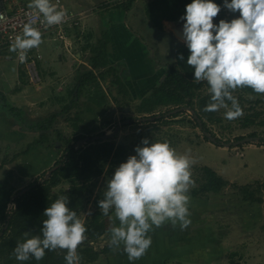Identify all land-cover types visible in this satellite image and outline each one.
<instances>
[{"label":"clouds","instance_id":"obj_1","mask_svg":"<svg viewBox=\"0 0 264 264\" xmlns=\"http://www.w3.org/2000/svg\"><path fill=\"white\" fill-rule=\"evenodd\" d=\"M28 7L43 15V23L60 24L66 12L52 0H29ZM223 9L233 18L214 20ZM5 17L0 14V21ZM182 39L193 68L194 81H206L209 103L204 111L225 108L224 116L232 120L243 115L234 90L250 87L264 94V0H191L180 17ZM41 43V32L31 23L15 37L12 50H25ZM25 53L20 52V59ZM183 53L179 60L184 61ZM231 102L229 106L228 102ZM121 162L106 179L99 211L114 214L117 225L110 227L109 246L127 253L129 261L142 257L152 244L149 232L171 221L181 228L191 224L188 195L194 184L192 158L178 153L168 141L147 137ZM70 199L60 195L44 210L46 219L39 234L23 233L13 255L18 261H40L46 250L66 249V264H80L78 246L86 238L87 228L78 212L69 206ZM89 214H92L89 211Z\"/></svg>","mask_w":264,"mask_h":264},{"label":"trees","instance_id":"obj_2","mask_svg":"<svg viewBox=\"0 0 264 264\" xmlns=\"http://www.w3.org/2000/svg\"><path fill=\"white\" fill-rule=\"evenodd\" d=\"M190 2L191 0H152L144 9L147 18L153 25L162 29L163 20L175 21L180 19L185 12L186 4ZM134 4L135 0H122L115 3L114 6L129 11L133 8ZM104 49L105 45L93 48L94 56L89 59L91 68L84 67V73L77 77L75 88L72 90L73 99L60 112L61 116H64L66 112H70L73 109L79 102L83 89L87 86L96 85L100 87L98 78L103 80L110 90L113 88L111 96L117 106L123 107L124 105L128 106L130 104L121 102V96L125 95V93L127 94L129 91L121 80L119 71L113 67H108L107 53H105ZM181 53L184 55V61L179 60V54ZM188 55L189 52L186 46L178 51L176 63L169 67V72L162 83L154 88L151 94L142 99L137 105L136 112L139 115H151L149 117H154L157 116L155 114L159 113L163 108L172 107L173 109H177L181 107H190L196 111L198 117L202 120V126H200L197 119L191 115L196 127L203 131L204 138L210 142L205 135V132H208L216 138L217 142L214 144L219 147H224L226 142L219 139L209 129V124L219 125L223 122V118L219 110L204 111V107L209 103L210 99V94L208 93L209 86L206 81L193 80V68L186 63ZM103 68L105 70L101 71L99 75L94 73V71H100ZM109 73L114 74L111 84L107 82ZM25 77V71L21 70L20 78L24 83ZM115 85L117 87H115ZM119 87L122 89L120 92L118 91ZM241 89L248 94H258L250 87H242ZM115 90L117 91L116 94H114ZM234 96L237 97L243 109V115L236 118L241 127L250 128L257 124L258 120L262 118L263 112L258 111L254 107L246 109L245 105H264V99L257 98L255 100H249L244 97V95ZM228 103L230 106L231 102L229 101ZM4 109L16 124L21 125L25 130L39 133V138L29 144L23 154L27 155L40 146H44L46 149L55 147V138L52 137L51 132L54 130V124L60 113L54 112L49 117L45 118L28 119L23 110L15 108L12 105L5 104ZM170 111L160 113V119L154 122L149 121L147 124L161 122L170 116H178L183 113L188 114L186 111H183L177 115H169ZM139 119L140 118H135L133 121L135 123H140ZM94 123V121H87L84 124L87 127ZM109 124L108 122L105 123V127L109 126ZM261 124L264 125V121H262ZM93 129L96 130V127L92 128L91 131H93ZM56 133V139L58 137L59 141L66 145V148L60 159L54 165V167L57 168L52 172L51 176L46 178V175H44L42 179L34 181L28 186L30 190L22 196H18L19 192L15 193L16 190L14 187L7 188L4 182H0V221L4 222L5 226L8 225L6 230H2L3 235L0 236V264H66L64 260V255L67 252L66 249L57 248L54 251L46 250V255L42 260L36 261L32 258L23 262L15 259L13 250L17 242L24 239V232H30L33 235L40 233L42 222L46 219V217L43 216V212L58 196H68L70 199L69 206L74 208L78 212V215H80L84 207L83 198L94 192L91 188L96 184L97 180L101 177H110L115 170L111 166L112 163L120 161L122 155L120 148H116L114 143L109 141L110 139H98L94 141L93 138L97 136H91L89 137L87 146L78 147L77 142L88 137L78 136L74 140L63 136L62 133L57 131ZM104 135L106 134L102 133V135L98 136ZM254 136L258 135L252 133L248 137ZM243 138L244 137H240V139ZM260 145L264 146V142ZM109 162L111 165L107 167ZM200 170L199 187L191 189L188 192L193 197L208 199L210 195L222 194L226 188L234 186L238 189V199L241 202L253 205H264V184L258 185L257 187L253 185L239 186L225 180L211 167L204 166ZM65 182L69 184V188L67 190L61 189L59 193H54V189L60 187ZM90 184H92V186H90ZM103 190L99 191L94 199L96 210L85 221V226L87 228L85 234L86 238L77 248V252L80 256V264H95L102 254H109L115 249L108 245L101 251H96L89 244L91 241H96L104 235L110 236V226L107 223V219L112 213L110 212L109 216H105L99 211L97 206V201L103 198ZM230 264L235 263L232 261Z\"/></svg>","mask_w":264,"mask_h":264},{"label":"crops","instance_id":"obj_3","mask_svg":"<svg viewBox=\"0 0 264 264\" xmlns=\"http://www.w3.org/2000/svg\"><path fill=\"white\" fill-rule=\"evenodd\" d=\"M62 1L67 11L81 14V25L70 33L67 45L63 41L44 40L41 42L43 59L38 61V67L43 85L42 83L38 86L31 84L23 66L14 59L13 55L0 54V70L3 68L0 71V141L3 140V143L7 144L8 141V144L19 145L22 143L28 146L33 142L32 134L38 133L25 130L21 125L16 124L5 111V104L23 110L28 119L45 118L41 111H37L41 107H36L38 104L41 106L42 102L39 98L35 100L33 95H40L39 91L51 81L66 82L73 77L75 86L77 77L84 73V67L91 68L89 59L94 56L93 48L105 45L104 51L107 53L108 67L119 71L120 78L129 91L121 96V102L127 99L126 103L139 104L162 83L169 72V67L174 64L178 51L186 46L181 35L178 34V30L182 31L180 19L163 20V28L159 29L147 18L144 7L152 0H135L133 8L129 11L114 6L115 3L122 0ZM21 70L26 73L25 83L20 78ZM104 70L103 68L100 71H94V73L99 75ZM113 77L114 74L109 73L107 77L109 84L112 83ZM98 80L100 87L96 85L86 87L94 89L88 91L90 98L84 109V113L94 114V117H81L86 122L97 120V115L106 114L111 108L110 103L114 107H118L111 96L113 88L110 90L103 80L100 78ZM32 86L37 89H33ZM115 87L117 86L115 85ZM59 90L61 89L59 88ZM121 90L119 87L118 91ZM116 93L115 90L114 94ZM56 96L57 101L62 103L64 100L62 94L57 93ZM81 100L80 97L79 102L73 108L78 106ZM82 102L85 103V101ZM33 106L36 107V115H31L26 110L30 107L33 112ZM40 151L34 149L29 154L33 152L39 154ZM188 195L190 197L189 204L191 203V207L195 211L197 210L198 217L190 214L191 224L187 228H181L179 222L173 225L170 220L166 221L165 224L158 228L154 227L149 232L152 244L139 259L129 261L127 253L122 250L123 245L119 249H114L109 256L112 255L111 258H114L115 255L116 258H119L118 264H145L146 262V264H154L158 259L166 257L163 261L167 260V264L175 261L187 263L195 258L198 264H218L212 262L211 259L212 255L219 251L218 245L223 239L214 237L217 230L215 225L209 221L211 217H214V211L221 208L216 199V196L221 194H212L208 199L195 198L190 193ZM199 200L202 203H199ZM233 201L237 207L245 205L238 197L229 202ZM191 207L189 206L190 211ZM249 209L244 212L245 223H252L250 222L252 219L247 217V215L252 216ZM106 236L109 235H104L102 238H106ZM208 243H211V246ZM213 246L215 247L212 248ZM209 247L212 249L208 250Z\"/></svg>","mask_w":264,"mask_h":264},{"label":"rangeland","instance_id":"obj_4","mask_svg":"<svg viewBox=\"0 0 264 264\" xmlns=\"http://www.w3.org/2000/svg\"><path fill=\"white\" fill-rule=\"evenodd\" d=\"M149 3H147V5ZM214 20L218 19L214 18ZM182 23L183 22L180 24L181 26ZM176 61L177 58L174 63H176ZM2 69L0 71H2ZM32 88L35 89L36 87L32 86ZM59 88L61 90H59ZM74 88L73 77L66 82L51 81L49 84H46L39 91L41 92L40 95H33L35 100L39 98L42 102L41 106L40 104L36 106L41 107L42 110L38 108L37 111H41L44 114L43 117H49L56 111L60 113L73 99L72 90ZM90 90L94 89L89 87L83 89L80 104L73 108L72 111L66 112L64 116H61V113L58 116L54 124V130L51 132L52 137L55 138V147L46 149V147L40 146L36 148L41 150L39 154L33 152L26 157L23 152L27 148V144L21 143L19 145H13L8 144V141L7 144L5 142L3 143V140L0 141V182H4L7 188L14 187L16 193L27 188L34 181L42 179L43 176L54 167L66 148V145L61 143L58 137L56 139V131L62 133L63 136L69 139L75 140L78 136H86L89 139L91 136L102 135V133L111 135L115 132V129L121 125L119 132L114 134L109 140L114 143L116 148H120L122 154L120 157L121 162L125 161L129 155H134L135 147L141 143L143 138L147 137L153 139V141L166 140L178 153H187L191 156L193 161L191 173L194 184L190 186V189L199 187L201 176L200 169L204 166L211 167L217 173L222 175V177L230 180L231 182H229L231 184L239 186L253 185L255 187L264 184V146H261L260 144H246L233 148L219 147L204 138L203 131L196 127V124L193 122V118L189 113L170 116L157 123H135L133 119L149 117L151 115H139L136 112L138 103L130 102L128 106L124 105L123 107H114L113 104L110 103V110H108L106 114L97 115L99 120H94L95 123L93 125L86 127L84 124L86 121L81 117H94V114L87 115V113H84L85 105L90 98V96H88V91ZM57 93H61L64 97L62 103L57 101ZM233 94L244 95V97L249 100H255L257 98L264 99V94H248L243 92L241 88L234 90ZM82 101H85V103ZM122 102H127V99H124ZM262 106L264 107V105H245L246 109L254 107L258 111L263 112L262 118L258 120L257 124L250 128H242L236 118L232 120L226 119L224 116L226 109L220 108L219 111L223 118V122L219 125L209 124V129L219 139H222L226 143L235 142L240 140V137H248L252 133L264 137V125L261 124V122L264 121V108ZM36 107L33 106V112L30 107L26 110L29 114L36 115ZM170 110L172 111L174 109L172 107L163 108L155 115ZM77 117H80L81 119ZM126 120H130V122L124 124L123 122ZM89 121L91 122V120ZM107 122L110 124L105 127V123ZM94 127H96V130L93 129V131H91ZM38 138V133L32 134V141H35ZM88 142L89 140L87 143L77 142V145L78 147H85L88 145ZM120 161H116L111 165L110 160L107 167L111 165L115 169L120 164ZM106 179V177H101L97 180L94 186L90 184V186H92L91 190L94 192L83 198L84 207L80 213V217L84 222L91 215L89 214V211L93 213L96 210L94 199L99 191L104 189ZM68 188L69 184L65 182L60 187L55 188L54 193H59L61 189L67 190ZM237 192L238 189L231 186L226 188L221 195L216 196L221 208L217 207L218 209L214 211V217L210 218L211 220L209 223L215 225V229L217 230L214 237L220 240L223 239V241L219 242V251L212 255L211 260L218 264H230L232 261L235 264H264V205L245 203V205L237 207L235 201L229 202L230 200H233V198L235 199L238 197ZM198 202L202 203L201 200ZM189 206L191 207V203ZM248 208H250L249 211L252 216L247 215V217H250L248 219H252L250 221L252 223H245L246 215L244 212ZM190 214L194 217H198L197 210L195 211L192 207ZM113 222L117 224L118 220H116L112 213L107 219V223L111 227L113 226ZM4 226L5 223L0 221V233L2 230H5ZM109 239L110 237L106 236V238L91 241L89 244L96 251H101L104 247L109 245ZM208 245L211 246V243H208ZM214 247L215 246L212 248ZM212 248L209 247L208 250ZM109 255L110 253L102 254L95 264L119 263V258H116L115 255L114 258H111L112 255ZM166 258H160L157 260V263H153L165 264L167 260H163ZM199 261L201 262V260ZM191 262L188 261L187 263H182L175 261L170 264H198L196 258L191 260Z\"/></svg>","mask_w":264,"mask_h":264},{"label":"built area","instance_id":"obj_5","mask_svg":"<svg viewBox=\"0 0 264 264\" xmlns=\"http://www.w3.org/2000/svg\"><path fill=\"white\" fill-rule=\"evenodd\" d=\"M52 2L63 8L66 15L60 24L49 26L42 22L43 15L38 10L28 7L29 0H0V14L5 17L3 21H0V54L13 55L16 61L23 66L30 83L37 86L42 83L38 67V61L43 59L41 43L29 49L14 51L12 45L15 42V37L22 35L25 24L31 23L41 32V42L44 40L63 41L67 45L70 33L81 25V14L67 11L62 0H52ZM222 2L223 0H217V3L222 4ZM233 15L227 9H223L217 19H231ZM21 51L25 53L23 60L20 59Z\"/></svg>","mask_w":264,"mask_h":264},{"label":"water","instance_id":"obj_6","mask_svg":"<svg viewBox=\"0 0 264 264\" xmlns=\"http://www.w3.org/2000/svg\"><path fill=\"white\" fill-rule=\"evenodd\" d=\"M178 34L181 35L182 37V31L181 30H178ZM183 111H186L187 113L191 114L192 116L195 117V119H197L198 123L200 126H202V120L198 117L197 113L195 110H193L192 108L190 107H181V108H177V109H174L172 111L169 112V115H173V114H177V113H181ZM161 118V115H157V116H154V117H145V118H140L139 119V122H148V121H155L157 119H160ZM130 120H126L124 121L123 123H129ZM120 127L121 125H119L116 129H115V132L111 135L109 134H106L104 136H97V137H94L93 140H98V139H103V140H107V139H110L111 137L114 136V134H117L120 130ZM205 135L206 137L212 142V143H216L217 140L215 137H213L210 133L208 132H205ZM89 139L86 138L81 142H84V143H87ZM264 142V137H260V136H254V137H244L243 139H240V140H237L235 142H227L224 144V147L226 148H233V147H239V146H242V145H246V144H256V145H259L261 143ZM79 143V144H80ZM57 167H53L47 174H46V178H48L49 176H51L52 172L56 169ZM35 186V185H34ZM30 190V187H27L23 190H21L19 193H18V196H22L23 194H25L26 192H28ZM8 228V225L5 226V230ZM3 235V232L0 233V236Z\"/></svg>","mask_w":264,"mask_h":264}]
</instances>
